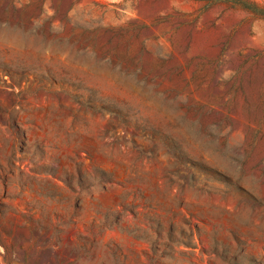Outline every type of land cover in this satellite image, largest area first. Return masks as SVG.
Wrapping results in <instances>:
<instances>
[{"label":"rangeland","instance_id":"374dc122","mask_svg":"<svg viewBox=\"0 0 264 264\" xmlns=\"http://www.w3.org/2000/svg\"><path fill=\"white\" fill-rule=\"evenodd\" d=\"M0 264H264V18L0 0Z\"/></svg>","mask_w":264,"mask_h":264},{"label":"trees","instance_id":"16d2710c","mask_svg":"<svg viewBox=\"0 0 264 264\" xmlns=\"http://www.w3.org/2000/svg\"><path fill=\"white\" fill-rule=\"evenodd\" d=\"M198 1H204L207 3H215V2L230 3L235 7L243 8L259 17L264 18V4H261L254 0H198Z\"/></svg>","mask_w":264,"mask_h":264}]
</instances>
